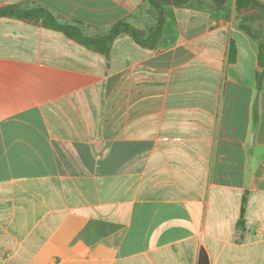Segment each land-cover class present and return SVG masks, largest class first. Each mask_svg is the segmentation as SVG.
Masks as SVG:
<instances>
[{"label": "crops", "instance_id": "obj_1", "mask_svg": "<svg viewBox=\"0 0 264 264\" xmlns=\"http://www.w3.org/2000/svg\"><path fill=\"white\" fill-rule=\"evenodd\" d=\"M264 4V0H259ZM88 38L149 0H0ZM108 57L0 18V264H264V26L165 3Z\"/></svg>", "mask_w": 264, "mask_h": 264}, {"label": "trees", "instance_id": "obj_2", "mask_svg": "<svg viewBox=\"0 0 264 264\" xmlns=\"http://www.w3.org/2000/svg\"><path fill=\"white\" fill-rule=\"evenodd\" d=\"M150 3L155 7L159 18H158V27L155 34L143 38L142 35L134 30L128 24H118L112 31L102 37L98 38H88L85 37L80 30L72 25L60 24L57 19L47 10L43 8H33V9H24L19 6L9 5L0 8V18L8 17L15 18L23 21L34 22L35 24L56 31L62 32L69 39L76 41L77 43L85 46L89 50L98 52L106 57L109 56L111 50V44L114 38L121 34L125 33L131 36L138 44L144 46H150L156 40L157 34L161 30L162 25V5L165 3H172L176 6H182L188 3L191 0H149ZM217 8L222 7V3L225 0H212ZM236 12L239 19V28L248 34L250 37H253V32L251 25L252 23L263 20L264 21V4L259 0H235ZM258 13V14H254ZM264 47L260 49V55H263ZM206 259L204 253L200 255L201 264L202 260Z\"/></svg>", "mask_w": 264, "mask_h": 264}, {"label": "rangeland", "instance_id": "obj_3", "mask_svg": "<svg viewBox=\"0 0 264 264\" xmlns=\"http://www.w3.org/2000/svg\"><path fill=\"white\" fill-rule=\"evenodd\" d=\"M254 14H258V13H254ZM250 25H251L253 34L256 33V35H259L262 33L264 21L259 20V21H256V22L250 24Z\"/></svg>", "mask_w": 264, "mask_h": 264}]
</instances>
